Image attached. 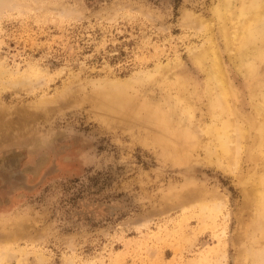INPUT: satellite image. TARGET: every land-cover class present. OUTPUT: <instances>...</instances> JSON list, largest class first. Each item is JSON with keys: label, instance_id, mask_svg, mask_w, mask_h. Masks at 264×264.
<instances>
[{"label": "rangeland", "instance_id": "1", "mask_svg": "<svg viewBox=\"0 0 264 264\" xmlns=\"http://www.w3.org/2000/svg\"><path fill=\"white\" fill-rule=\"evenodd\" d=\"M222 1L0 0V264H264L253 136L227 171L206 134L198 48L213 39L236 119L256 117L264 83V59L246 78L227 46ZM179 85L194 107L181 140L142 107L167 109Z\"/></svg>", "mask_w": 264, "mask_h": 264}, {"label": "bare ground", "instance_id": "2", "mask_svg": "<svg viewBox=\"0 0 264 264\" xmlns=\"http://www.w3.org/2000/svg\"><path fill=\"white\" fill-rule=\"evenodd\" d=\"M247 3L249 4L243 2L240 8L234 10L232 8V0H223L216 14L223 24L221 32L225 37L227 46L231 48V50H234L235 54L237 53L235 59L239 62L238 66L243 69L242 74L246 78L254 79L257 74L258 65L264 59V0H249ZM228 24H231V27H229ZM209 26L210 25L205 22L202 24V28L207 31L211 30ZM209 42H211V44L201 49L198 48L194 54V58L198 65L202 66V68H207L210 72L208 84L206 86V95L211 101L210 113L216 123L207 128L206 134L210 138L213 137L215 139L217 150H219L217 158L226 164V166L222 168L225 167L224 170L227 171L229 169H238L237 167L241 161V153L244 150V143L249 136H253L252 146L254 150L250 153V156L253 164L260 166V169L251 174V177L248 178L249 180L245 182L246 185L249 186L245 193V206L254 209L258 213V219H261L264 217V83L260 84V81H257V83L251 87V97L254 103L256 117L249 122L236 119L235 108L237 109L236 104L238 102L237 99H239L238 93L232 88L229 76L226 74L223 67L220 53L217 48L214 47L215 43L213 39L210 38ZM158 71L161 72L160 69ZM155 77L156 76L148 75L147 79L149 80L151 78V80H154ZM137 78L139 79L140 77ZM122 84H116L114 89L121 98H125V93H123L125 91L122 92V89H124ZM179 86L180 89H178V92L174 96L169 95V97L166 98L165 102L168 105L167 109L159 108V105L154 107L147 103L143 104L142 107L145 110H152L151 108H155L153 113L158 117L159 121L163 123L167 130L172 131V133L181 140L188 136V131L186 133L184 129L193 125L194 107L190 96L187 95L185 89L181 85ZM122 102L125 104L129 103L128 101ZM130 104L131 101L128 105ZM150 113L149 111L148 114ZM12 120L10 121L12 122ZM5 122L8 123V120L6 119ZM217 124H219V126H215ZM218 160V167H221L222 162ZM188 193L192 194L194 192L189 191ZM199 197L203 200V191H200ZM201 203L204 206L207 205L205 201ZM247 228L249 227L245 229L247 230ZM246 238L247 237L244 239L246 240ZM246 258L249 257L247 256Z\"/></svg>", "mask_w": 264, "mask_h": 264}]
</instances>
